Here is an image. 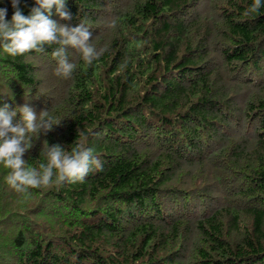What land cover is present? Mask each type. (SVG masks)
Returning a JSON list of instances; mask_svg holds the SVG:
<instances>
[{"label":"trees","instance_id":"1","mask_svg":"<svg viewBox=\"0 0 264 264\" xmlns=\"http://www.w3.org/2000/svg\"><path fill=\"white\" fill-rule=\"evenodd\" d=\"M250 3L66 0L71 19L52 18L84 23L97 59L69 49L61 77L55 45L0 55V105L59 122L26 164L46 143L100 164L26 191L0 166V264H264V7Z\"/></svg>","mask_w":264,"mask_h":264},{"label":"clouds","instance_id":"2","mask_svg":"<svg viewBox=\"0 0 264 264\" xmlns=\"http://www.w3.org/2000/svg\"><path fill=\"white\" fill-rule=\"evenodd\" d=\"M20 2L10 0L13 12L7 19V9L0 7V55L15 58L30 52L41 53L55 45L51 47V57L56 61L54 72L68 77L75 67L69 59V49L75 50L85 64L102 54L103 49L97 50L90 42L92 32L84 23L72 26L52 18L55 15L65 21L71 19L66 0H33L27 15L18 6ZM262 7L264 0H251L244 14H255ZM4 95L11 99L13 94ZM58 123L47 112L37 113L27 103L11 109L7 103L0 105V166L6 170L3 180L8 186L26 191L65 180L82 181L90 167H100L93 149L80 143L70 151L59 143H46L38 166L26 164L23 154L32 147L34 139Z\"/></svg>","mask_w":264,"mask_h":264}]
</instances>
